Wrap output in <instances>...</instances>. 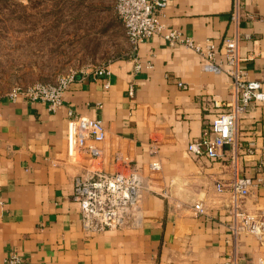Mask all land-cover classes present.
<instances>
[{
  "label": "crops",
  "instance_id": "1",
  "mask_svg": "<svg viewBox=\"0 0 264 264\" xmlns=\"http://www.w3.org/2000/svg\"><path fill=\"white\" fill-rule=\"evenodd\" d=\"M233 7L234 0H169L160 22L199 42L238 37L240 67L264 90V0H248L250 16L237 23ZM202 65L192 49L154 35L128 58L108 63V74L79 75L56 111L0 96V264L13 253L28 264H222L232 253L264 257L254 236L231 235L229 189L216 186L234 175L252 178L245 207L264 212V103H251L239 119L238 141L243 148L252 142L251 154L229 146L215 160L188 153L187 144L230 99L228 75ZM69 110L102 119L98 157L81 149L68 154ZM153 161L158 170L149 167ZM128 167L145 188L139 223L96 234L83 229L72 198L75 178ZM196 202L205 214L194 215Z\"/></svg>",
  "mask_w": 264,
  "mask_h": 264
},
{
  "label": "built area",
  "instance_id": "2",
  "mask_svg": "<svg viewBox=\"0 0 264 264\" xmlns=\"http://www.w3.org/2000/svg\"><path fill=\"white\" fill-rule=\"evenodd\" d=\"M247 1L234 0L231 19L235 23L241 16L248 15L245 9ZM168 4L169 0H115L114 9L133 49L145 39L161 35L172 47L183 45L192 49L202 59L205 70L228 75L230 99L226 102L225 110L203 127L199 137L187 144V152L196 157L205 156L215 160L222 157L225 147L229 146L236 154L241 149L245 155L251 154L252 142L243 148L238 141V123L251 103H264V90L261 81L247 79L240 67L243 57L239 54L238 37H226L219 44L208 38L199 42L178 29H166L160 22V16ZM218 49L221 53L219 60ZM139 67L137 63L135 68ZM92 73L103 75L108 74L109 70L105 65ZM78 76L70 75L55 83H35L25 89L17 88L7 97L11 101L24 99L42 102L50 111H56L62 105L64 92ZM105 135L102 119L68 111L66 144L69 155L81 149L91 157H98L101 150L94 143L103 141ZM149 167L158 170L160 164L153 161ZM253 185L252 178L239 175L216 183L219 191L226 187L229 189L226 210L229 217L227 227L231 235L236 238L237 235L250 234L260 245H264V212L248 211L245 207ZM143 190L144 186L134 167L113 173L91 170L76 177L72 198L79 205L83 229L96 234L125 226H136L140 221L139 209ZM192 211L198 216L206 212L202 202L194 203ZM2 264L28 263L13 253ZM222 264H264V257L252 260L232 253Z\"/></svg>",
  "mask_w": 264,
  "mask_h": 264
},
{
  "label": "rangeland",
  "instance_id": "3",
  "mask_svg": "<svg viewBox=\"0 0 264 264\" xmlns=\"http://www.w3.org/2000/svg\"><path fill=\"white\" fill-rule=\"evenodd\" d=\"M114 3L0 0V96L128 58L132 46Z\"/></svg>",
  "mask_w": 264,
  "mask_h": 264
}]
</instances>
